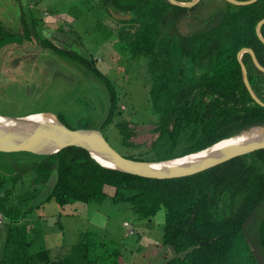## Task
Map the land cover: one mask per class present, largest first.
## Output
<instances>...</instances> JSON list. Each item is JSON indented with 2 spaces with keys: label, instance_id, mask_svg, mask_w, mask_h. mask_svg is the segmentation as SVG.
I'll return each instance as SVG.
<instances>
[{
  "label": "trees",
  "instance_id": "16d2710c",
  "mask_svg": "<svg viewBox=\"0 0 264 264\" xmlns=\"http://www.w3.org/2000/svg\"><path fill=\"white\" fill-rule=\"evenodd\" d=\"M77 1L88 11L95 7L104 10L112 19L110 9L131 15L130 19L117 20L123 26L117 37L123 41V52L129 60H143L151 81L150 107L158 116L152 131L158 136L148 150H155L162 142L165 147V155L155 161L196 151L250 125L264 124V106L249 94L236 57L241 48L250 47L264 66V44L254 33L256 23L264 16V0L248 5L225 3L220 12L200 19V27L186 33L178 31V23L196 6L184 8L168 0ZM30 17L22 12L19 36L36 40L104 83L110 103L100 129L118 115L115 124L122 144L130 147L124 155L145 160L142 152L132 150L141 146L132 139L135 127L121 116L118 92L96 66L98 60L55 43L42 33L43 25L39 30L37 20ZM4 28L0 21V44L15 37V32ZM96 28L106 38L112 34L103 21ZM131 29L134 31L128 34ZM61 31L66 32L63 28ZM260 34L264 37V24ZM242 60L252 88L264 101V73L254 66L248 53H243ZM182 141L180 152L173 154ZM35 154L17 166L12 184L0 195V210L9 223L0 264H97L98 258H90L89 239L80 241L62 257L52 256L46 247L31 251L29 226L23 220L42 206L43 202L36 204L34 200L48 183L45 200L55 199L62 205L107 200L129 203L142 219L163 209L161 242L173 254L162 264H246L247 259H254L245 231L247 221L264 203V148L192 174L165 179L105 166L89 150L77 146ZM31 169L35 171L31 183L40 187L11 203L15 184ZM3 182L5 178L0 175V189ZM255 240L264 251V212L257 223Z\"/></svg>",
  "mask_w": 264,
  "mask_h": 264
},
{
  "label": "rangeland",
  "instance_id": "374dc122",
  "mask_svg": "<svg viewBox=\"0 0 264 264\" xmlns=\"http://www.w3.org/2000/svg\"><path fill=\"white\" fill-rule=\"evenodd\" d=\"M77 0H0V21L4 29L15 32L14 39L0 44V114L11 116L25 113L51 112L71 127H98L102 125L110 103L109 91L93 75H86L73 61L39 45L36 40L26 41L22 32V12L38 22V29L55 43L67 49L97 59L96 66L114 84L118 92L121 116L135 127L133 140L140 143L132 147L142 152L145 160L155 161L165 155L162 143L150 151L158 133L152 131L158 116L150 107L151 81L143 60L131 61L123 52V41L118 32L123 26L95 7L88 11ZM223 0H199L178 23V31L186 33L199 28L201 20L220 12ZM79 4V5H77ZM85 4V3H84ZM86 5V4H85ZM83 9V10H82ZM87 9V10H86ZM107 20L112 34L98 31L99 21ZM128 26V25H127ZM129 27V26H128ZM61 28L65 30L64 33ZM69 29L74 31L70 34ZM132 30V31H131ZM128 34L134 30L131 29ZM79 37V38H78ZM69 45V46H68ZM102 128L107 139L123 154L121 133L115 122ZM170 146L169 143L165 144ZM183 141L173 154L180 152ZM34 152L0 151V175L5 178L0 195L12 184L19 164L34 158ZM33 169L17 181L11 203L31 195L40 187L31 183ZM50 184L40 190L34 203L43 202L23 220L29 226L31 251L49 248L52 256L67 255L82 240L90 241V258L97 264H162L173 251L161 242L164 232V210L148 219H142L129 203L74 202L62 205L55 199L45 200ZM109 190V187H106ZM44 199V200H43ZM33 203V204H34ZM264 212V203L246 223V235L251 244L252 260L246 264H264V251L255 240L258 220ZM9 223L0 210V257L6 242Z\"/></svg>",
  "mask_w": 264,
  "mask_h": 264
},
{
  "label": "water",
  "instance_id": "95a60500",
  "mask_svg": "<svg viewBox=\"0 0 264 264\" xmlns=\"http://www.w3.org/2000/svg\"><path fill=\"white\" fill-rule=\"evenodd\" d=\"M231 5H248L257 0H223ZM173 5L191 8L199 0H168ZM116 20H127L130 14H122L109 10ZM264 24V16L255 25L254 33L264 44L260 28ZM248 53L255 67L264 72L262 66L250 47H243L237 52L243 82L251 97L264 106V101L256 94L248 79L247 68L242 60L243 53ZM33 112L21 115L0 114V151L12 152L26 150L35 153H52L64 147L77 146L89 150L91 156L101 164L123 171L139 174L142 177L165 179L192 174L215 164H220L241 154L264 148V124H253L241 129L238 133L216 141L206 147L180 156L159 161H147L132 158L119 151L98 127L70 128L67 123L56 116V119H38L32 117ZM227 141L220 147L216 143ZM107 162H105V161Z\"/></svg>",
  "mask_w": 264,
  "mask_h": 264
},
{
  "label": "bare ground",
  "instance_id": "6f19581e",
  "mask_svg": "<svg viewBox=\"0 0 264 264\" xmlns=\"http://www.w3.org/2000/svg\"><path fill=\"white\" fill-rule=\"evenodd\" d=\"M32 117L38 118V119H56L55 114L51 113V112H37V113H32L31 115ZM227 141H221L219 143H216L213 147H220L223 144H226ZM105 161V160H104ZM107 162V161H105Z\"/></svg>",
  "mask_w": 264,
  "mask_h": 264
},
{
  "label": "crops",
  "instance_id": "0c3cea01",
  "mask_svg": "<svg viewBox=\"0 0 264 264\" xmlns=\"http://www.w3.org/2000/svg\"><path fill=\"white\" fill-rule=\"evenodd\" d=\"M106 16H107V15H106ZM115 20H116V19H115ZM103 22H104L105 24H107V20H104Z\"/></svg>",
  "mask_w": 264,
  "mask_h": 264
},
{
  "label": "flooded vegetation",
  "instance_id": "af4514ba",
  "mask_svg": "<svg viewBox=\"0 0 264 264\" xmlns=\"http://www.w3.org/2000/svg\"><path fill=\"white\" fill-rule=\"evenodd\" d=\"M56 54V53H55ZM251 58V57H250ZM255 66V65H254ZM264 73V72H263Z\"/></svg>",
  "mask_w": 264,
  "mask_h": 264
}]
</instances>
